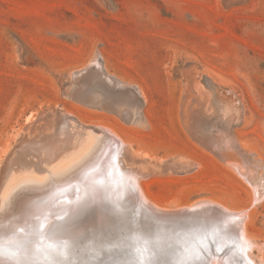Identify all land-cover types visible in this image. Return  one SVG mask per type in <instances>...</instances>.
Wrapping results in <instances>:
<instances>
[{
    "label": "rangeland",
    "instance_id": "374dc122",
    "mask_svg": "<svg viewBox=\"0 0 264 264\" xmlns=\"http://www.w3.org/2000/svg\"><path fill=\"white\" fill-rule=\"evenodd\" d=\"M102 73L135 86L141 102ZM70 113L75 129L104 124L131 143L122 165L139 170L163 210L206 199L246 210L250 256L264 264V0H0V176L4 167L6 181L42 170L69 140ZM21 180L1 218L32 191L23 185L32 179ZM216 220L235 242L232 220ZM219 255L231 264L230 253Z\"/></svg>",
    "mask_w": 264,
    "mask_h": 264
},
{
    "label": "bare ground",
    "instance_id": "6f19581e",
    "mask_svg": "<svg viewBox=\"0 0 264 264\" xmlns=\"http://www.w3.org/2000/svg\"><path fill=\"white\" fill-rule=\"evenodd\" d=\"M71 114L72 113H70V116H67L65 114L66 115L65 117L67 118L65 119V121L66 120L68 121L69 128L68 126L67 128L70 133L69 140H67L68 142H64V143L61 142V144H59L58 147L56 145V149L53 152L54 156L53 155L51 156V158L53 157V160L50 162L48 161V163H44V162H43L44 164L41 163L43 164V166H41L42 170L39 167L38 168L40 169V171L39 170L34 171L31 169V171L25 172L13 180L6 181L5 174H4L6 169L4 167L2 175L0 176V184H1L0 185L1 186L0 187V205H2L3 202H5L10 191H13V188H14L13 185H16V183L21 179H25V180L32 179V180H28V181L26 180V182H23V185L26 186V190H32V191L27 193L26 196H24V199L20 202L19 206L14 208L9 214L7 213V215H4L2 218L0 217L1 219L0 220V233L10 231L11 227L17 226L19 229H22V232H18L16 236H13V237L11 236L12 239L17 242L26 241L25 246L21 250H19L15 256L10 255V254L0 253V264H36L35 259H37L36 258L37 256H35V254L36 252H40L36 249L37 248L36 241L26 240V239H31V237L35 235L36 222H41L40 228L42 227L44 228L43 232L45 231L46 237L49 240H58V239L59 240L61 239L80 240V237L85 236V233L83 232L84 229L86 228L88 229L92 227L94 225V222L100 223L101 221L104 222L105 220H109V216H106L103 220L101 219L103 218L101 215L104 213L102 211L101 205H104L105 201H111V197H110L111 192L114 193L113 201L119 200V201H116L117 202L116 204L118 206H123V203L120 201V199L122 196H124L129 201L136 202V204L139 202H143V204L147 206L150 211H153V213H157L160 215H172V216H178V215H183V214L190 215V214L198 213L201 211L204 213L207 212L208 214L205 213L207 214L205 216H208L210 218L217 219V216H220V215L227 217L231 219L233 222V228L235 229L234 230L235 236L237 237V240H235V243H236L235 245H237L240 248V249L237 248V250L238 249L239 251L243 250V252L246 254V257L250 258L251 264L255 263L253 259L251 258L250 252H249L252 249V242L251 240H249L248 238L249 236L248 237L246 236L245 230H244V222H246L245 220H247L246 217L248 216L247 215L248 212L246 210L241 211L239 209L240 211L234 212V211H231V209L228 210L227 208H225V206L222 207L221 205H219L218 202L215 203L214 201L207 200V199L202 200L201 203H198V204H202L199 208L198 206H195L196 204H193L189 207H183L182 209L180 208V210L176 212L175 211L170 212L168 208L167 209L164 208L165 210H163L162 207H158L157 205H155V203H152L147 198L148 195L147 196L145 195L144 191L142 190L140 186V179L143 175L137 172L139 170L135 169L136 171H134V169L131 170L129 168H125V166L122 165L125 160V157L123 159V154L126 150V147L128 146L127 144H131V143L129 142L126 143L114 130L111 129V127L110 128L106 127L108 125H105V127H101V125H104V124H101V125L99 124L100 126H96L95 128L90 127L91 125L90 126L81 125V128L75 129L76 126L72 124V122L70 121V118L71 119L75 118L76 121H79L80 119L78 120L76 117H73ZM58 122H60L61 127H63V129L66 128L64 123L61 120ZM70 125L72 127H70ZM50 128L52 127L50 126ZM43 129L45 130V128ZM47 130L48 129H46V131ZM43 131H41V133L39 132L38 134H41V136L42 135L44 136L45 134H42ZM48 132H45V133H48ZM66 134L67 133H65V136ZM62 137L63 136H61L60 138ZM44 138L45 136L43 137V139ZM36 144H38V141ZM129 147L131 148V145H129ZM51 150L50 152H52ZM132 151L130 152L132 153ZM25 154L23 155L25 156ZM50 155L51 154H49L48 152V157ZM138 155H141V153H139ZM45 156L47 157V155ZM112 157H115V159H117L118 165L120 166V169H121V173L119 176H117V180L119 182L117 185H119V187L114 188V189H109V188H105V186H103V184L100 181H97V179L101 178L100 175L103 173V171H105L106 165L109 164V162H111ZM132 157H135V156L132 154ZM144 158H143V161L146 162L145 161L146 159L144 160ZM45 159L44 161H46ZM36 160L37 159H35V161ZM7 161H9V159ZM134 161H136V159ZM134 163L132 165L133 166L132 168L136 167L134 166ZM137 163H139V161ZM23 164L24 163L21 164L22 165L21 168H23V166L26 165V164L24 165ZM37 164L39 165V163ZM127 166H129V164ZM231 167L239 175H241L247 182L250 183V180H248V178L243 174V172L240 170V168L237 165L232 164ZM32 168H34V166ZM249 171H250V167H249ZM16 172H18V170H16ZM253 173L254 172H252V174ZM13 174L15 173L13 172ZM257 176L258 175L256 174V177ZM261 195L262 193L255 190L254 200L252 204H255L256 201H258V199L261 197ZM185 206H187V204ZM245 209L247 208L245 207ZM186 211H189V212H186ZM111 212H112L111 218L116 219L117 217L120 219L123 216V214L120 211H115V212L111 211ZM85 214H89L90 216H95V220L93 219L94 217H92L91 219L92 221H90V219H84ZM7 237L10 238L9 236ZM92 237L93 235L90 237L88 236L85 237V239H83V244L80 242V244H77L78 246L76 247V249L71 248L70 251L72 252V256L75 257L76 254L81 255L82 253H84L83 252L84 247H85L84 243H86L88 246L89 245L88 240H91ZM76 243H77L76 241L71 242L72 245ZM255 245H257V243ZM234 247L236 250V246H233L232 248ZM227 253L228 252H226V254ZM207 255L208 256L207 258H205V260H209L213 264H216V259H218L217 264H223L222 263L223 258L219 254H212L211 252H208ZM233 255H234L233 258L235 260L233 261L231 259V264H247V262L242 257V255H237L236 253H233ZM261 256H263L262 259L264 261L263 253ZM238 257H240L239 260H238ZM51 259L52 261L49 260L48 258V261L52 264H62L65 258L63 257L59 258L58 256H56V257H51Z\"/></svg>",
    "mask_w": 264,
    "mask_h": 264
},
{
    "label": "water",
    "instance_id": "95a60500",
    "mask_svg": "<svg viewBox=\"0 0 264 264\" xmlns=\"http://www.w3.org/2000/svg\"><path fill=\"white\" fill-rule=\"evenodd\" d=\"M88 69L94 72L98 67L91 65L83 70ZM103 78L118 93H131L134 97H130V102H141L135 86L120 83L115 79L113 82L109 81L105 74ZM129 112L131 116L130 110H125L124 113ZM120 173L118 161L112 157L97 181L105 188H117V176ZM113 195L111 192V201H105L104 205H101L104 212L101 219L109 216V220L94 222L92 227L84 229L85 236L80 237V240H49L45 231L43 232L44 228H40L41 222H36L35 235L26 239L36 241V249L40 251L35 254L36 264H52L48 258L52 261L51 257L56 256L65 258L62 264H203L208 252L212 250L218 254L228 252L231 259L235 260L233 253H236V250L235 247L232 248L235 242L224 238V224L216 218L200 214L160 215L150 211L143 202L136 204L122 194L120 201L123 206H118L116 201L119 200L113 201ZM111 211H120L123 216L120 219L111 218ZM84 217L90 221L94 217L95 220V216L89 214ZM18 232H22V229L14 226L10 231L0 233V253L15 256L25 246L26 241L17 242L12 239ZM92 235L94 238L88 240L89 245L84 243V253L73 257L71 248L76 249L77 244H83V239ZM72 241L77 243L72 245Z\"/></svg>",
    "mask_w": 264,
    "mask_h": 264
}]
</instances>
